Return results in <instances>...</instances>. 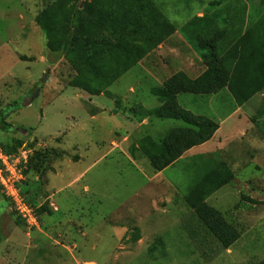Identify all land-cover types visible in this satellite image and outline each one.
<instances>
[{"label": "rangeland", "instance_id": "374dc122", "mask_svg": "<svg viewBox=\"0 0 264 264\" xmlns=\"http://www.w3.org/2000/svg\"><path fill=\"white\" fill-rule=\"evenodd\" d=\"M55 1L0 0V113H6L5 122L14 130H0V153L25 159L18 166L16 190L27 209L21 213L0 185V264L264 260L263 168L233 173L231 183L206 201L240 234L225 251L185 203L201 175V162L221 161L219 152L211 149L198 157L196 151L190 154L196 157L157 172L141 148L144 137L160 140L183 126L150 116L160 106L152 89L178 72L189 69L194 79L205 70L193 36L196 27L188 23L212 18L226 33L227 49L259 19L264 0H151L177 31L108 88L109 96L71 87L76 73L61 55L48 63L47 40L35 17ZM262 99L257 94L241 107L240 122L229 118L222 133L232 135L244 121H257L249 135L264 140ZM177 103L218 124L236 109L226 89L179 95Z\"/></svg>", "mask_w": 264, "mask_h": 264}, {"label": "trees", "instance_id": "16d2710c", "mask_svg": "<svg viewBox=\"0 0 264 264\" xmlns=\"http://www.w3.org/2000/svg\"><path fill=\"white\" fill-rule=\"evenodd\" d=\"M35 23L47 40L48 63L55 64L61 55L76 73L70 86L91 96H109L108 88L177 31L151 0H86L82 4L80 0H56L36 15ZM188 26L196 27L193 36L205 70L195 79L178 72L151 91L160 106L150 116L183 123L160 140L149 136L142 140V151L157 172L210 141L219 128L217 122L180 108L177 96H207L226 89L241 108L262 94L264 115V12L227 49L226 33L215 27L212 18L196 17ZM6 117L0 113V130L11 133L14 130L6 124ZM260 128L264 138V123ZM199 168L201 175L189 188L185 203L226 251L240 234L206 201L231 183L234 175L225 162L211 158ZM255 264H264V260Z\"/></svg>", "mask_w": 264, "mask_h": 264}, {"label": "crops", "instance_id": "0c3cea01", "mask_svg": "<svg viewBox=\"0 0 264 264\" xmlns=\"http://www.w3.org/2000/svg\"><path fill=\"white\" fill-rule=\"evenodd\" d=\"M189 73L190 70H186L187 76L189 75ZM241 109L242 108L236 106V109L233 113L229 114L219 122V128L210 141L200 146L191 148L171 166H174V164H176L178 161L183 160L184 158L194 156L196 157V155H190L196 151L201 152L198 154L200 155L198 157H204L206 154L212 153L210 152L211 149H215L214 151L217 150L219 152L221 161L225 162L230 167L232 173H245L249 169L257 171L261 170V168L264 169V147L261 145V141L264 140L249 135L250 131L255 128L257 121L253 123L251 121L249 123L244 121L245 127L243 126L242 129L235 128V132L232 135H226L222 133L223 126L226 124L229 118H235L238 122H240L238 113L241 111ZM143 123H145V126L146 124L148 125V122L146 120ZM243 144H245V148H243ZM247 144H249V146L246 148ZM141 242L142 240L139 239L138 243L141 244ZM229 250L230 249L226 251Z\"/></svg>", "mask_w": 264, "mask_h": 264}, {"label": "built area", "instance_id": "2783aa9c", "mask_svg": "<svg viewBox=\"0 0 264 264\" xmlns=\"http://www.w3.org/2000/svg\"><path fill=\"white\" fill-rule=\"evenodd\" d=\"M0 153V185L11 195L12 199L17 201L21 213H27V209L19 202L16 184L20 179V170L18 166L25 159Z\"/></svg>", "mask_w": 264, "mask_h": 264}, {"label": "water", "instance_id": "95a60500", "mask_svg": "<svg viewBox=\"0 0 264 264\" xmlns=\"http://www.w3.org/2000/svg\"><path fill=\"white\" fill-rule=\"evenodd\" d=\"M28 104V101L23 105L24 107Z\"/></svg>", "mask_w": 264, "mask_h": 264}]
</instances>
